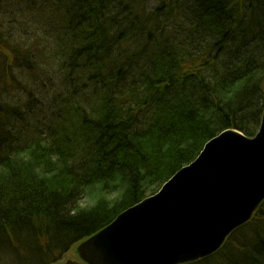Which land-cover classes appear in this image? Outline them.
<instances>
[{
	"label": "trees",
	"instance_id": "trees-1",
	"mask_svg": "<svg viewBox=\"0 0 264 264\" xmlns=\"http://www.w3.org/2000/svg\"><path fill=\"white\" fill-rule=\"evenodd\" d=\"M263 111L264 0H0V264H59ZM191 264H264V201Z\"/></svg>",
	"mask_w": 264,
	"mask_h": 264
},
{
	"label": "water",
	"instance_id": "water-1",
	"mask_svg": "<svg viewBox=\"0 0 264 264\" xmlns=\"http://www.w3.org/2000/svg\"><path fill=\"white\" fill-rule=\"evenodd\" d=\"M263 201L264 111L253 138L220 133L75 252L84 264H191L216 254Z\"/></svg>",
	"mask_w": 264,
	"mask_h": 264
},
{
	"label": "rangeland",
	"instance_id": "rangeland-1",
	"mask_svg": "<svg viewBox=\"0 0 264 264\" xmlns=\"http://www.w3.org/2000/svg\"><path fill=\"white\" fill-rule=\"evenodd\" d=\"M9 20H11V19H9ZM6 23L7 22H4L3 24L6 25ZM9 25L13 26L12 29L13 28L18 29L17 32H24L26 30V29L19 28L20 25L18 27V25L14 24V22H12V21H9ZM1 31L6 33V31H4V30H1ZM11 31L12 30H10V33H11ZM24 33H26V34L30 33L29 28H27V30ZM30 42L31 41H24V44L26 46H28ZM40 45L44 46L45 41H40ZM24 76L26 77L24 83L28 86L33 85L34 84L33 82H35V83L40 82V86L38 85V88H35V87L33 88L36 91L37 95L39 93L46 95L45 93H48L50 91V88H51L50 81H46L43 76L36 75V77H35V76H32L28 73H24ZM42 83H43V85H42ZM19 98H21V100H22V96H19ZM47 104H48V102H44L41 105L42 108H45L47 106ZM59 264H84V263L81 260H79L78 256L76 255L75 248H72L63 256V259H61Z\"/></svg>",
	"mask_w": 264,
	"mask_h": 264
}]
</instances>
